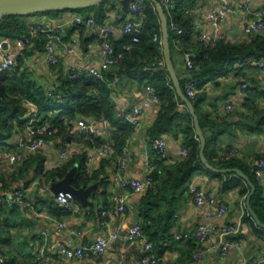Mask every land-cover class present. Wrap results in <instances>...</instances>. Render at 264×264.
I'll return each instance as SVG.
<instances>
[{
    "label": "crops",
    "instance_id": "obj_1",
    "mask_svg": "<svg viewBox=\"0 0 264 264\" xmlns=\"http://www.w3.org/2000/svg\"><path fill=\"white\" fill-rule=\"evenodd\" d=\"M221 2V0H192V2L184 3V9L189 10L186 14L191 16V22L198 24V27L193 28L186 39L181 38L180 49L173 44L172 64L176 75L181 79L187 78L191 69L185 63L184 53L196 57L198 51L205 48L206 41L210 38L231 43L247 42L255 35L264 38V28L254 34L243 32V25L253 16L249 10L260 9L264 5V0H225L230 10L214 23L207 14ZM244 3L249 5V10L243 9ZM104 10L105 16L101 20L95 17V8L87 11L59 10L26 16L27 27L33 22H41L50 26L60 25L61 40L66 43L75 42L74 50L69 52L63 48L61 43H56L55 51L58 62L50 64L46 60L44 51L45 34H35L31 41L22 47L15 45L14 37L0 35V60L1 49L7 47L3 42L6 40L9 47L18 55L16 66L24 70L37 87L44 92L51 93L62 81L70 79L73 69L77 66L82 69V72H87L90 66L99 63L101 26L104 22H110L113 25L114 31L111 39L113 41L121 39L122 24L128 17L127 10L121 12L120 0H109L104 5ZM77 12L93 16L94 23L77 24L73 22L72 17ZM139 18L142 17L139 15ZM200 33L206 35L205 42L198 40ZM114 76H118V81L112 86L107 84L110 87L113 106L119 105L129 109L148 95L146 88L148 84L135 79L121 78L116 65L104 73V80L107 83ZM244 83L247 84L246 87L242 86ZM199 94H203V98L198 104V111L204 121L206 135L210 138L212 159L216 162L236 159L252 171V162L257 158H264V57L258 61L251 60L248 63L237 64L235 69L229 70L226 74L206 81ZM226 104H231L230 111H226ZM159 107L160 102L152 103L137 116L136 123L128 122L130 130L124 137L122 148L114 146L106 158L95 156L89 160L87 156L91 154L94 146L87 145L86 138L77 132V120L82 118L91 121L96 119L93 116L76 115L71 120L70 132L64 136L62 141H56L53 145L45 144L35 152L18 148L22 154L19 165L22 171L19 168L20 172L18 169L13 172L2 170L0 176H4L6 188L23 189L32 207L23 202L12 205L0 203L2 264H39L34 257L35 251L39 248H43V263L69 264L70 261L59 253V246L73 247L79 244L88 246L98 237L108 238L107 247L101 253L86 250L83 264H140L143 240L140 238L127 240L123 235L133 223L141 224L139 212L144 193L126 192L114 177L118 172L123 177L145 178L148 173L144 165L145 160L154 165L151 173L153 176L158 158L155 157L151 148L153 137L148 134V128L155 121ZM185 108L182 104L178 106L181 112H184ZM32 111V108H28L25 115L26 121ZM41 118L42 116L38 115V119ZM24 125L25 122L21 126L15 123L13 134L6 139L5 144H0V146L8 145L17 150V143L23 133ZM96 127L98 132L95 136L103 142L111 140L115 134L120 135L122 131L110 122L107 127L101 124H97ZM161 135L166 140V158L160 161L163 164H172L180 160L179 150L184 145L183 132L177 127H172ZM61 149H67L66 158L59 155ZM230 149L236 150L237 155L221 159L220 152ZM123 150L127 152L125 166L119 167ZM82 154L85 155L84 167L87 174L91 176L97 173L100 178L90 182L100 180L97 190L90 197L94 204L83 207L73 199L70 207H62L56 202L54 193L50 190V185L55 181H50V178L41 174L71 159L78 167L77 162ZM39 160L42 163L41 174L35 172ZM160 175L165 176L163 172H160ZM259 185L264 195V183H259ZM43 186H48L49 189L40 191V187ZM191 187L215 194L216 203L211 206V210L216 209L218 202H223L228 206L225 222L232 225L239 224L237 236L242 241L239 247H231L224 254L214 249L204 252L199 257H194V254L204 248L205 244L199 242L191 231L185 238L175 239L171 236L173 229L179 232L192 230L204 213V208L195 204L190 192ZM123 193L126 210L120 213L117 212L110 197L113 194ZM101 210L110 211L104 217L106 224L101 223ZM245 210H247L245 198L239 194L238 188L223 190L219 177L209 174L204 169L196 170L181 191L165 192L164 197L158 201L157 207H154L157 215H164L170 211L169 221L172 222L159 245L152 240L158 264H246L252 258H264V227L258 226L256 222L253 226L245 220ZM57 222H64L65 226L58 230ZM77 231L81 233L80 237ZM111 232H116L118 236L110 238ZM211 237L216 238L217 231H214Z\"/></svg>",
    "mask_w": 264,
    "mask_h": 264
},
{
    "label": "trees",
    "instance_id": "obj_2",
    "mask_svg": "<svg viewBox=\"0 0 264 264\" xmlns=\"http://www.w3.org/2000/svg\"><path fill=\"white\" fill-rule=\"evenodd\" d=\"M108 1L105 0L88 9L95 8V17L101 20L105 16L104 5ZM186 1L192 2V0H175V7L172 12L174 21L183 29L181 38L184 39L189 37L193 29L191 16L184 12V3ZM57 11L59 10L44 13ZM164 13L167 20L168 43L172 61L174 33L168 26L169 17L165 11ZM33 14L0 16V35L16 37L20 33L27 32L25 17ZM140 16L142 17V27L138 33L139 40L132 43L130 51H124L123 58L116 64L117 72L121 78L135 79L155 88L160 98V107L155 121L148 128V134L154 138L168 132L172 127H177L184 134V145L189 147L187 156L172 164H163L160 161L161 159L156 160L157 168L153 171L152 176L154 184L143 194L139 212L141 226L143 232L159 245L160 240L172 225V222L169 221L171 212L167 211L164 215H157L154 212V207H157L158 201L164 197L165 192L174 193L181 191L196 170L204 169L209 174L219 177L221 179V189L238 188L239 194L243 197L248 194L250 187L245 180L234 173L219 174L211 172L199 161V139L194 131L192 116L186 108L184 112L178 110L181 102L164 68L151 69V65L162 56V53L159 42L153 40L154 33L160 35V25L154 5L150 0H146ZM127 38L128 36L123 34L119 41L112 40L115 50H122ZM191 57L194 65L189 71V76L179 80L182 90H184V83L188 78L196 80L201 87L206 81L215 79L220 75L226 74L229 70L235 69L237 64L248 63L251 60L258 61L263 58L264 38L260 35H255L249 41L241 43L219 40L213 48L208 49L205 46V48L203 47L198 51L196 57ZM22 97L27 98L36 105L37 114L42 116L40 121L47 122L49 128L55 130L53 133L55 138L64 139V136L70 132L72 128L71 120L76 115L81 117L93 116L96 119L106 118L111 124L121 129L120 135L115 134L111 138L113 148L114 146H118L119 149L122 148L124 137L130 130L128 122L115 115L114 106L110 98V87L104 79L95 77L87 72H81L77 78L70 77L69 80L62 81L51 93H47L37 87L24 70L14 66L0 71V144H5L6 139L13 134L15 123L21 126L26 121L25 115L28 112V108L22 104ZM202 98L203 94L198 92L190 100L193 102L199 124L206 139L204 154L214 166L238 167L249 177L255 185L250 204L259 220L264 222V195H262L258 181L254 178L253 171H250L248 166L236 159L217 162L212 159L213 152L210 149V138L206 135L205 124L198 111V104ZM82 136L86 138L85 142L89 146H98L103 142L93 134ZM84 159L85 155L82 154L77 162V172L71 180V184L75 187L87 186L94 179H100L97 173L91 176L87 174L84 167ZM74 163L75 161L71 159L41 174L42 163L39 160L35 172L50 178V181H56L63 178L66 172L74 166ZM160 172H163L165 176H161ZM5 188L6 180L4 176H0V191ZM244 218L255 226V221L247 210H245Z\"/></svg>",
    "mask_w": 264,
    "mask_h": 264
},
{
    "label": "built area",
    "instance_id": "obj_3",
    "mask_svg": "<svg viewBox=\"0 0 264 264\" xmlns=\"http://www.w3.org/2000/svg\"><path fill=\"white\" fill-rule=\"evenodd\" d=\"M161 4L163 10L169 17L168 26L173 31V44L177 49H180V40L183 33V29L179 27L172 17V12L175 7V0H158ZM215 8H212L207 14L214 23L222 18L225 13L230 10L229 5L225 0ZM146 0H129L127 6L128 17L124 19L122 24V33L127 35L128 38L122 46V50H115L114 44L111 39V35L114 31L113 25L110 22H104L101 26V48H100V61L97 65L90 66L87 72L95 77L104 79V73L107 72L112 66L116 65L124 56V51H130L132 48V43L139 40L138 33L141 30L142 22L139 15H141L143 8L145 6ZM244 10H249V5L247 3L243 4ZM252 13V18L248 19L243 25V32L245 34H254L260 32L264 28V5L258 10H249ZM185 13H189V10L184 9ZM72 21L77 24H92L94 23V17L87 14H82L77 12L72 17ZM192 27H198V24L192 23ZM38 33L46 35V40L44 43V51L47 62L50 64H57L58 57L55 51V44L61 43L63 48L69 52H72L75 48V42H63L60 38L61 26H50L41 22H33L28 25L27 32L20 33L14 37V42L17 47H22L31 41V38ZM153 40L158 41L162 49L161 36L154 33ZM198 40L205 42L206 35L200 33L198 35ZM218 40L215 38H210L206 41V47L208 49L213 48ZM3 42L7 45L6 48L1 49V60H0V71L9 69L18 64V55L9 47L6 40ZM185 63L187 67H193V60L189 53H184ZM261 63V62H260ZM262 64V63H261ZM165 61L163 56L159 57L152 65L151 69L164 68ZM82 72L80 67L73 69L71 76L72 78H77V76ZM118 81V76H114L111 81L107 84L112 86ZM246 83L242 86L246 87ZM148 95L138 104H134L131 108L126 109L123 106H114V112L117 117L123 118L129 123H136L137 116L141 114L150 104L159 103L160 98L157 95L155 88L151 85H147ZM196 80L188 78L184 83V94L192 99L196 96L198 92L201 91ZM22 104L27 108H32L33 111L31 116L25 121L23 133L19 137L17 143V150L11 148L8 145L0 146V172L2 170L16 171L22 160V154L19 152L18 148L21 150H26L29 152L37 151L41 146L45 144L53 145L56 141H62L60 137H53L55 130L49 128L47 122H41L38 119L37 107L36 105L28 100L27 98L21 99ZM226 111L232 109L231 104L225 105ZM77 132L80 135H95L98 132L96 127L97 124H101L104 127L109 125L106 118L93 119L87 121L85 119L77 120ZM151 148L156 158L164 159L166 158V140L162 135L154 137L151 141ZM113 150L112 140H107L101 145L94 146L92 148L91 154L87 156L89 160H92L95 156L98 158H106L110 155ZM189 147L182 145L179 150V158H185L188 154ZM59 155L62 158L68 156L67 149H61ZM127 152L122 151V159L119 162V167L125 166ZM237 155V151L230 149L227 151L220 152L221 159H228L229 157ZM144 165L148 170L147 175L143 179L128 178L123 177L120 173H116L114 179L117 181L119 186L126 190V192L141 194L144 193L150 186H153L152 170L154 165L148 160L144 161ZM252 171L254 178L259 183H264V158L260 157L252 162ZM48 186L40 187V191L48 190ZM190 192L193 196V200L196 205L204 208V213L197 224L192 228V230H186L179 232L176 229L171 231V236L175 239L185 238L189 235L191 231L197 240L204 243L205 246L201 250H198L194 257L201 256L204 252L209 250L217 249L222 254L226 253L231 247H239L241 245V239L237 236L239 232V224L232 225L225 222V217L228 214V206L223 202H218L216 209L211 210V206L216 203L215 194L213 192H204L197 188L191 187ZM54 198L56 202L62 207H70L73 202L72 195L69 192L58 191L54 193ZM245 198V197H243ZM110 200L115 204L117 212L124 213L126 210L125 206V194H113ZM23 202L29 207H32L30 201L27 200L25 192L23 189L18 187L5 188L1 191L0 203H5L7 205H12L14 203ZM108 210H101L100 218H102L101 223L106 224L104 217L109 214ZM65 226L64 222H57V229L60 230ZM217 231V237L212 238L211 234ZM42 233H44L42 231ZM77 235L80 237L81 233L77 231ZM118 235L116 232H111L109 237L116 238ZM124 238L127 240H133L135 238H140L142 242V251L139 259L140 264H158V257L154 253L153 242L149 237L143 232L142 226L139 222L133 223L124 233ZM108 245V238L98 237L88 246L77 245L69 247L66 245H61L58 248L59 253H61L67 260L70 261L69 264H83V259L86 250H91L97 253H101L105 250ZM43 248H39L35 251L34 257L39 262L43 263ZM3 256L0 254V264H2ZM264 258H252L247 261L246 264H262Z\"/></svg>",
    "mask_w": 264,
    "mask_h": 264
},
{
    "label": "water",
    "instance_id": "obj_4",
    "mask_svg": "<svg viewBox=\"0 0 264 264\" xmlns=\"http://www.w3.org/2000/svg\"><path fill=\"white\" fill-rule=\"evenodd\" d=\"M105 0H0V16L4 15H29L38 12H47L54 10H67V9H84L89 8L94 5H97ZM129 0H120L121 2V12L127 10ZM156 13L159 18L160 32H161V44H162V54L165 61L164 70L168 73L173 88L177 96L180 99L182 105L186 107L190 115L192 116L193 127L196 136L199 139V148L198 155L199 161L202 165L215 173H234L238 177L242 178L247 182L250 187L248 194L245 196V207L249 215L253 218L256 224L260 227H264V222L259 220L256 212L252 209L250 204V198L255 191L254 183L249 179V177L238 167H216L211 164L204 154V149L206 145V139L203 133V130L199 124L198 115L195 112L193 102L184 94L179 80L181 79L176 75L174 70L171 57H170V48L168 43V28L167 20L164 13V10L158 0H150ZM77 166H72L64 175L63 178L53 182L50 185V190L53 193L58 191L69 192L72 195V198L79 202L83 207L92 206L93 201L90 200V197L97 190L100 180H96L93 183L88 184L87 186L75 187L71 184V180L77 172Z\"/></svg>",
    "mask_w": 264,
    "mask_h": 264
},
{
    "label": "rangeland",
    "instance_id": "obj_5",
    "mask_svg": "<svg viewBox=\"0 0 264 264\" xmlns=\"http://www.w3.org/2000/svg\"><path fill=\"white\" fill-rule=\"evenodd\" d=\"M80 11H87L88 10V8H84V9H79ZM172 53H174L173 51H172Z\"/></svg>",
    "mask_w": 264,
    "mask_h": 264
}]
</instances>
